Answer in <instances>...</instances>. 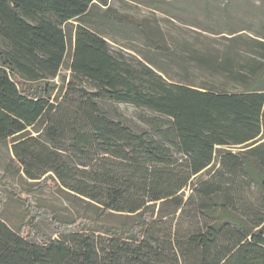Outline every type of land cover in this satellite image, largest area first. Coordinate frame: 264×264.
Masks as SVG:
<instances>
[{"label":"trees","instance_id":"obj_1","mask_svg":"<svg viewBox=\"0 0 264 264\" xmlns=\"http://www.w3.org/2000/svg\"><path fill=\"white\" fill-rule=\"evenodd\" d=\"M131 1L191 11L206 41L167 44L154 17L109 0H0V147L32 181L14 194L20 226L0 215V264H264V25L217 38L227 10L213 3ZM111 34L140 37V58ZM102 102L151 116L135 130ZM64 188L94 216L61 219L35 196Z\"/></svg>","mask_w":264,"mask_h":264},{"label":"rangeland","instance_id":"obj_2","mask_svg":"<svg viewBox=\"0 0 264 264\" xmlns=\"http://www.w3.org/2000/svg\"><path fill=\"white\" fill-rule=\"evenodd\" d=\"M95 3L97 0H93ZM208 2L209 4H215L219 6L221 10L226 9V14L223 18L228 22L224 28V34L217 35L216 37L229 36L227 33L231 29L239 30L240 28H246L247 30H241L238 34L253 35L252 31L259 25H264V0H179L177 5L186 4L188 6L196 7V5H202ZM117 8L120 12H127L136 18L150 17L155 18L159 22L163 29L167 44L181 43L183 40H188L191 43L200 44L198 41H206L203 35H200L199 29H195L185 23L189 24L191 21V11H186V20L178 21L164 15L159 11H152L150 8L143 5H137L131 0H109V4ZM200 18H202L200 16ZM72 32V38H73ZM204 35H207L203 33ZM112 50H122L129 57L140 58L138 52L143 50L142 40L140 37H136L133 40H127L122 35L113 34L106 36ZM114 37L115 39L113 40ZM70 52V51H69ZM71 62V52L66 59V66L62 69L60 76L55 80L58 84L57 90L67 84L70 77L69 63ZM191 70V69H190ZM174 73L181 74L182 72L177 68H174ZM102 107L105 109L111 117H116V114H120L126 124L130 125L135 130H139L143 126L141 118L143 115L151 116L148 112L134 108L127 104H116L102 102ZM233 150L237 152V149L225 148V150ZM15 155L12 152V143L7 146L0 147V215L6 221L8 225L13 228L19 227L22 222L25 206L22 202L16 200L15 193H19L23 198L26 197V193L31 187L32 181L27 179L22 170L17 168L10 169L8 165L11 160H14ZM219 156H215L214 167L219 166ZM205 176V175H204ZM203 176V177H204ZM189 190L186 189L185 195L189 194ZM1 195L5 199H1ZM39 204L45 206L49 210L55 211L61 219L70 220L78 218L80 216L93 217L96 210L90 200L75 194L73 191L67 189H61L58 192H44L41 194H35ZM122 218L111 217L105 220V223L112 225L118 224ZM102 223V222H101ZM41 224L42 230L48 234H51V230L46 224Z\"/></svg>","mask_w":264,"mask_h":264},{"label":"water","instance_id":"obj_3","mask_svg":"<svg viewBox=\"0 0 264 264\" xmlns=\"http://www.w3.org/2000/svg\"><path fill=\"white\" fill-rule=\"evenodd\" d=\"M262 142V141H261Z\"/></svg>","mask_w":264,"mask_h":264}]
</instances>
